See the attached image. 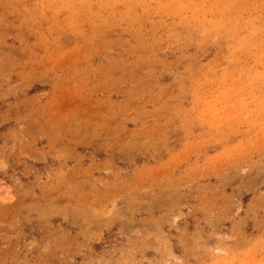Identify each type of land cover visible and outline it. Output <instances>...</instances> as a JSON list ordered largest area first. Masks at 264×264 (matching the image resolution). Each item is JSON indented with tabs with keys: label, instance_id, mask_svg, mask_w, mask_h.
<instances>
[{
	"label": "rangeland",
	"instance_id": "374dc122",
	"mask_svg": "<svg viewBox=\"0 0 264 264\" xmlns=\"http://www.w3.org/2000/svg\"><path fill=\"white\" fill-rule=\"evenodd\" d=\"M0 264H264V0H0Z\"/></svg>",
	"mask_w": 264,
	"mask_h": 264
}]
</instances>
